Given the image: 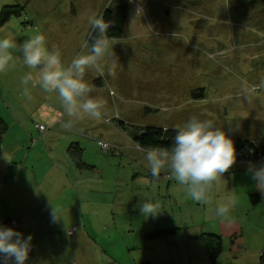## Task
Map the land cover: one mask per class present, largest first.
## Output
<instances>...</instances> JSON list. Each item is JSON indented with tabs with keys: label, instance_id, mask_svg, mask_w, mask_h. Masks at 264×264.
<instances>
[{
	"label": "rangeland",
	"instance_id": "374dc122",
	"mask_svg": "<svg viewBox=\"0 0 264 264\" xmlns=\"http://www.w3.org/2000/svg\"><path fill=\"white\" fill-rule=\"evenodd\" d=\"M146 1L130 0L123 34L109 37L118 59L116 76L108 75L107 66L103 74L95 68L85 74V79L94 86L91 95L107 102V122L68 117L57 94L45 93L32 83L28 86L30 98L25 97L20 81L29 71L38 80V70L25 69L23 62V68L12 66L5 73L9 79L7 90L15 102L10 107L16 116L27 120L29 145L36 144L39 148V156L44 161L41 166L48 163V152H53L57 165L76 181V189L71 188L67 193L70 206L64 210V201L60 222L51 224L54 231L61 235L64 232L67 243H71L70 237L62 230L69 223H76L81 214L101 222L113 214L128 216L136 224L144 220L149 225L161 222L167 228L177 221L186 229L188 218H213L216 205L226 198L224 177L210 189L206 206L193 201L185 186H173L176 181L170 170L163 169L159 176L153 177L144 159L145 149L130 135L132 126L177 129L197 116L213 119L232 137L260 139L257 133L261 129L260 102L253 98L249 103L242 84L249 85L264 75V20L261 32L255 29L259 15L264 17V6L260 9L256 6V14L252 12L246 17L248 13L241 11L243 3L235 8L234 0H149L148 5ZM2 2L0 38H15L19 45L36 32L43 33L48 37L49 49H58L65 56L64 64L68 65L77 55L89 54V48L84 46L91 32L88 16L101 14L113 0L110 4L109 0ZM255 42H261L263 56H254L251 52ZM12 54L16 58L14 65L19 64L20 52L13 50ZM102 63L107 65L111 60ZM261 92L264 90H257L256 94ZM193 93H203V96L196 97ZM120 121L126 123V128ZM39 124L48 128L44 134L39 131ZM100 141L109 143L113 149L103 150ZM73 142L83 148L82 166L69 160ZM260 149L263 150L261 146ZM145 195L161 205V212L155 218H145L139 211ZM99 199L102 207L85 202ZM42 210L43 206L38 211ZM86 225L87 230L92 227L89 232L94 237L98 232L96 225ZM44 228L49 229V224ZM59 240L55 239L54 243L57 251L62 245ZM79 243L75 238L71 245L79 246ZM85 244L91 247L89 242ZM118 244L114 250L118 249L119 254ZM44 257L40 263L54 260V255ZM72 258L69 255V263Z\"/></svg>",
	"mask_w": 264,
	"mask_h": 264
},
{
	"label": "crops",
	"instance_id": "0c3cea01",
	"mask_svg": "<svg viewBox=\"0 0 264 264\" xmlns=\"http://www.w3.org/2000/svg\"><path fill=\"white\" fill-rule=\"evenodd\" d=\"M243 1L234 0L233 4L238 8L243 3L241 11L248 13L246 17L251 16L252 12L255 15L256 10L264 6V0ZM146 2L148 5L149 0ZM263 20L264 17L259 15L258 23L255 24L257 33L261 32L259 29ZM46 42L49 47V40L46 39ZM253 45L251 52H254V56H263L261 42H255ZM64 57L62 56V59ZM22 62L13 67L23 68ZM25 69L28 68L25 66ZM6 72L8 69L0 73V117L4 121V131L0 138V224L7 226V220L16 219L20 222L18 229L24 236L32 235V250L26 264H43L40 260L48 255H54V260L48 264H264V196L255 188L254 181L246 171L249 162H264V92L254 96V99L260 102L261 108V129L257 132L260 139L242 137L244 140L258 143V147L263 148L262 155L250 158L246 153L242 160L237 159L232 168L224 174L227 182L224 201L230 196H235L238 200L228 218H218L216 215L211 219L207 216L196 217L197 220L188 218L190 229H185V225L178 224L177 221L174 222L176 225L167 228L161 226V222L149 225L150 222L144 220L136 224L135 220L128 216L116 217L113 214L102 223L100 220H90L91 216L81 214L78 215L76 223H69L66 229L62 230L70 237L71 243H67L68 238L65 239L64 232L61 235L54 231L53 225L51 226L60 222V216L53 220L52 209L57 206L62 211L64 201V210L70 206L67 193L71 188L76 189V181L57 165L53 152H48V163L41 166V161H44L39 156V148H36V144L29 145L27 120L16 116L10 107V103L14 106L15 102L7 90L9 79L6 78ZM257 79L251 81L249 86L264 90V86H261L264 75ZM11 128H14L12 131L15 132H12ZM72 145L80 148L78 155L82 158L83 148L80 143L73 142ZM57 159L59 162V158ZM69 160L74 163L76 158L70 154ZM80 162L77 164L82 166ZM176 185L179 184L176 182L173 186ZM101 200L85 202L102 207ZM78 201L80 202V199ZM42 206L43 210L39 212ZM79 206H82L81 202ZM80 211L84 212L81 207ZM86 223L90 227L91 224L96 225L98 232L94 233V237L89 232L92 227L87 230ZM48 224L49 229H45ZM75 226L78 227L70 233ZM80 227L83 228L82 231L79 230ZM79 231L82 236L78 234ZM75 238L81 241L79 246H76L78 243L71 245ZM55 239H60L59 244L62 242L59 251L55 248ZM87 242L91 244L90 248H87ZM82 243L85 245L81 246ZM118 243H122V246ZM117 244L120 248L119 254L118 249L114 250ZM58 255L63 257L59 258ZM69 255L74 258L70 263Z\"/></svg>",
	"mask_w": 264,
	"mask_h": 264
},
{
	"label": "clouds",
	"instance_id": "9594fccd",
	"mask_svg": "<svg viewBox=\"0 0 264 264\" xmlns=\"http://www.w3.org/2000/svg\"><path fill=\"white\" fill-rule=\"evenodd\" d=\"M87 20L91 32L84 46L89 48V54L77 55L70 64L65 65L60 51L49 49L43 33L37 32L19 45L15 38L4 37L0 38V73L14 66L16 58L12 53L18 50L23 64L30 70H38V80H34L33 73L29 71L20 81L24 86L25 97L30 98L28 86L32 83L45 93L57 94L68 117L107 122V102L91 95L94 86L85 79V74L92 68L103 74L107 66L108 75L116 76L118 59L108 36L112 21L95 13L89 15ZM109 59L111 63H102ZM261 86H264V82ZM257 90V86H249L246 82L242 84V92L249 103ZM175 131L170 146H151L145 149L147 167L153 177L159 176L163 169L170 170L175 181L186 187L193 201L206 204L210 189L237 161L238 153L233 137L213 119H200L197 116L191 117ZM246 171L254 181L255 188L264 196V162H249ZM143 197V202L139 204L140 213L145 218H155L161 212V205L146 195ZM237 204V198L230 196L216 205L215 215L228 218ZM59 213V207L54 206L53 220L59 218ZM32 239L31 234L25 237L14 227L0 224V264H26L32 250Z\"/></svg>",
	"mask_w": 264,
	"mask_h": 264
},
{
	"label": "trees",
	"instance_id": "16d2710c",
	"mask_svg": "<svg viewBox=\"0 0 264 264\" xmlns=\"http://www.w3.org/2000/svg\"><path fill=\"white\" fill-rule=\"evenodd\" d=\"M130 0H113V2L107 6L104 11L101 13L106 20L112 21V27L108 30V36H120L123 34L126 24L127 15L129 12ZM95 34V33H93ZM90 36L88 37V39ZM203 91V89H202ZM196 97H202L203 93L196 94L193 93ZM4 121L0 117V138L4 131ZM120 125L126 128V123L120 121ZM129 128V127H128ZM176 129L158 127L154 125L147 126H132V129L129 131L133 141L141 148L147 149L151 146H160L168 147L171 145L172 140L176 134ZM233 140L237 149V159H241L247 153L250 158H255L263 152V150L258 147V143L252 141L240 139L233 137ZM75 149L76 152L75 153ZM70 151L72 156L76 158L77 162L81 161V157L78 155L81 150L77 146H70ZM248 157V158H249ZM249 158V159H250ZM150 264V263H143Z\"/></svg>",
	"mask_w": 264,
	"mask_h": 264
},
{
	"label": "built area",
	"instance_id": "2783aa9c",
	"mask_svg": "<svg viewBox=\"0 0 264 264\" xmlns=\"http://www.w3.org/2000/svg\"><path fill=\"white\" fill-rule=\"evenodd\" d=\"M37 127H38L39 131L41 132V134H44L48 129L46 126H44L42 124H39ZM100 146L105 151H109V150L113 149V147L105 141H100ZM7 225H9L10 227L19 228L20 222L16 219H10V220H7ZM72 232H73V229L70 230V233H72ZM229 264H239V263L231 262Z\"/></svg>",
	"mask_w": 264,
	"mask_h": 264
}]
</instances>
